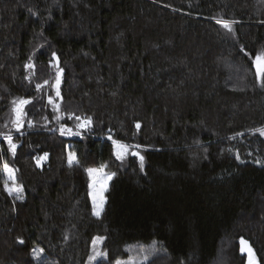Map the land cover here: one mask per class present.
Returning <instances> with one entry per match:
<instances>
[{
    "label": "trees",
    "instance_id": "trees-1",
    "mask_svg": "<svg viewBox=\"0 0 264 264\" xmlns=\"http://www.w3.org/2000/svg\"><path fill=\"white\" fill-rule=\"evenodd\" d=\"M262 52L264 0H0V264H264Z\"/></svg>",
    "mask_w": 264,
    "mask_h": 264
},
{
    "label": "snow or ice",
    "instance_id": "snow-or-ice-1",
    "mask_svg": "<svg viewBox=\"0 0 264 264\" xmlns=\"http://www.w3.org/2000/svg\"><path fill=\"white\" fill-rule=\"evenodd\" d=\"M216 22L218 24H220L223 28H225L227 31H229V32L232 31L231 22H229L227 20H217ZM53 56H55V53H53ZM254 64L256 66L257 79L259 81V80H261V76L264 75V52H262L260 54H257V56L255 57V60H254ZM25 67L31 69L33 67V65L26 64ZM262 83H264V81H262ZM58 84H59V72H58V75H57V85ZM38 87H39V85H38ZM57 95H59V91H57ZM13 103L16 104L17 102L14 101ZM28 103H30V101L21 99L19 101V103L17 104V106L14 108V111L17 114V119H16V123L17 124L21 123V117L24 114L23 113V106L25 104H28ZM76 119L80 120L81 118L79 116H77ZM90 124H91V117H88V118H86L84 120V122L80 125V127H84L85 125H90ZM139 127H140V125L137 124V128H139ZM259 131H260L261 135H264V129H261ZM7 139H8V142H9L11 150L13 152H15L16 145L11 142V137L10 136L7 137ZM109 139H111V137H109ZM113 145H114V147L116 149L117 158H122L123 155L129 149L128 145L122 144L119 141H115L114 140L113 141ZM136 147H139V146L137 145ZM45 155H47V154H45ZM134 155H138V153H134ZM44 158L45 157H41V158H39L37 160V166H39L40 161L43 160ZM139 159L141 161V164H140L141 170H143L144 157L140 156ZM237 159H239L238 156H237ZM74 162H76V158H75V156L73 154L70 153L69 154V159H68L69 166H71ZM104 167H106V166L102 165L100 169L89 168V169H86V171L88 172L89 176L91 177L93 173L101 172ZM4 168H5V171H7L9 173V179L14 180V176H12V170H10L8 168L7 164L4 165ZM105 175L107 176V179L110 180L112 178V176H114L115 174L112 173V174H105ZM89 187L92 188L94 186L90 184ZM4 188H5V191H7L9 194H12L13 191H16V192L20 191V189H18V188L9 187L7 183H5ZM105 190H106V188L102 186L98 193L97 192H91L90 193V195L92 197V203H93V214L95 216H97V217H99L101 215V212L103 211L104 197H103L102 193ZM98 197H99V203H97ZM17 199H22V197L17 195ZM104 240H105V237H99V236L98 237H94L93 241H92V244H93L94 248L97 245L103 244ZM20 242L23 243L22 240ZM240 243H241V252L243 253V252L246 251L248 253V264H256L255 256H254V253H253L251 247H246L247 241H245L243 238H241ZM42 252H43V249H34L33 250V257L36 258V259H39L40 258V253H42ZM98 258L106 259L107 258V253L106 252H101V251H96L95 255L90 257V260L91 261H96ZM148 260H149V256H145L144 259L140 260V261H137V260H134V259H130L129 261L117 260L116 264H147Z\"/></svg>",
    "mask_w": 264,
    "mask_h": 264
},
{
    "label": "rangeland",
    "instance_id": "rangeland-1",
    "mask_svg": "<svg viewBox=\"0 0 264 264\" xmlns=\"http://www.w3.org/2000/svg\"><path fill=\"white\" fill-rule=\"evenodd\" d=\"M82 124V123H81ZM86 127V125L84 126V127H80L79 129H82V128H85ZM264 136V135H263ZM6 141H7V143L9 144V142H8V139L6 138ZM8 146H10V145H8ZM10 148V147H9ZM10 150H11V148H10ZM12 151V150H11ZM129 152V149H128V151L123 155V157L122 158H117V159H119V160H121V159H123L124 157H126L127 156V153ZM70 154V153H69ZM72 154V153H71ZM114 154H115V156L117 157V155H116V149L114 150ZM73 155H75V154H73ZM68 156V159H69V155H67ZM75 158H76V156H75ZM46 159V157L43 159V160H45ZM43 160H41L40 161V164L43 162ZM75 163V162H74ZM9 168V167H8ZM10 169V168H9ZM92 169H100V168H92ZM11 170V169H10ZM5 172V179H6V183L8 184V186L9 187H12V188H18L19 189V187L17 186V185H15V182H14V180H12V179H9V173L7 172V171H4ZM87 174H88V172H87ZM105 174H108L105 170H104V168H103V170L101 171V172H95V173H93L92 174V176L90 177L89 176V174H88V176H89V185L91 184V185H93L94 187H92V188H90L89 187V196H90V200H91V204H92V206H93V203H92V197H91V195H90V193L91 192H99L100 191V189H101V187L103 186V187H105L106 188V190L105 191H103V193H102V195H103V197H104V204H103V207H104V205H105V192L107 191V189H108V187H109V184H110V180L109 179H107V176L105 175ZM12 176H14V173L12 172ZM19 192H16V191H13L12 192V194H14V195H16V194H18ZM97 203H99V197H98V199H97ZM102 213V212H101ZM95 216V215H94ZM95 217H97V216H95ZM99 245H97L96 246V248L98 247ZM246 247H249L248 245H246ZM133 249H131V252L133 253V254H135L136 252L135 251H132ZM244 256H245V260H246V264H248V253L245 251V252H243L242 253ZM134 260H137V261H140V260H143V258H137V259H134Z\"/></svg>",
    "mask_w": 264,
    "mask_h": 264
}]
</instances>
